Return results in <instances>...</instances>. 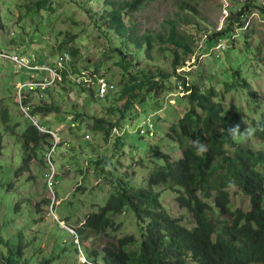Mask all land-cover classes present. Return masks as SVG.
Returning a JSON list of instances; mask_svg holds the SVG:
<instances>
[{
    "label": "rangeland",
    "instance_id": "rangeland-1",
    "mask_svg": "<svg viewBox=\"0 0 264 264\" xmlns=\"http://www.w3.org/2000/svg\"><path fill=\"white\" fill-rule=\"evenodd\" d=\"M107 1L0 0V48H12L16 49L18 54L21 53V65L0 60V113L8 108L12 117L9 125L11 132L4 135L3 151L0 153V189L3 187L0 190V237L4 235L5 240L10 237L13 242L16 235L19 234L20 239L22 235L24 257L29 259L30 264H40L43 259L54 260L52 264L83 263L79 249L76 255L74 246L77 247L78 240L73 237V233L87 216L99 211L98 208L116 189L113 183L100 182V173L94 172L97 159L115 156L117 174L128 173L134 184L147 187L148 170L151 171L156 165L153 161L163 162L161 157H152L153 155H170L173 160L182 156L178 144L166 138V133L172 125L190 108L184 98L183 88L180 90L183 86L179 78L165 83L167 91L161 95L159 102L153 100V96L140 95L133 108L126 113L125 120L121 119V111H118L121 107L117 106L114 113L109 112L108 107L113 103L114 94L105 101H99L89 92L82 93L80 89L71 88L68 82L53 88L52 91L59 111L38 118L41 125L57 130L65 140L73 143L70 147L58 149L54 156L56 172L64 177H59L60 184L55 189V209L45 202L53 199L52 191L46 187L48 168L34 162L30 166V172L15 176V170L22 165L19 160L22 158V152L19 154L16 143H22V133L31 123V119L29 120L19 108L17 95L20 98L24 96L22 83H26L28 76L33 78L40 75L32 66L39 62V65L35 66L36 69H39V72H47L46 81L52 80L55 77L53 71L58 67L59 48L67 41L79 50L77 57L71 60H74L77 69L85 71L86 76H90L91 72L100 66L97 77H106L117 87V91L121 89L119 85L127 81V72L117 65L121 61L120 56L111 50L120 46L123 36H104L101 32L103 28L100 30L98 25L94 24V20H97L102 25L101 17L110 10ZM124 1L129 0H116L119 3ZM251 1L255 6L251 5L250 0H152L140 11L126 15L124 22L128 26H135L137 35L150 33L154 36L152 51L139 55L138 61L131 59L136 68L130 71L155 74L159 71L173 72V57L164 51L172 46L164 43L160 37L169 33L166 21L179 12L181 4L189 3L199 12L200 28L203 30L180 28L184 31L185 38L191 42L194 53L186 57L184 67H180L179 71L182 73L184 70L183 74L187 73L186 80L192 85L199 84L204 89L212 86L216 89L226 113L243 114L251 127L254 120L264 115V13L259 9L264 6V0ZM245 2L250 4V8L246 9L240 19L245 23V27L235 22L231 38H223L224 42H218L219 38L209 41L210 36L224 29L228 18L243 10ZM66 46L69 45L64 47ZM130 51L135 56L138 53L136 46H131ZM20 66L29 69L19 70ZM82 77L77 83L85 81ZM233 83L240 86L227 92L228 85ZM50 99L46 102H50ZM35 100L43 99L36 96ZM31 105L35 106L37 102H32ZM155 108H160L161 112H155ZM78 113L119 124L128 123L130 115L133 117L140 114L141 117L132 125V132L125 134L124 138L117 136V139L112 138L108 142L103 133H93L87 129L91 120L82 124V131L69 130V125ZM145 118L156 122L155 138H142L134 132ZM1 124L0 120V130ZM77 132L79 134H76ZM12 133L17 136H12ZM84 134L90 135L88 142L83 141ZM255 143L258 141L253 142L254 146ZM72 147H75L74 154H87L85 159L79 158L81 160L78 169L82 172L74 171L69 166L75 165L73 155L70 154ZM157 147L160 148L157 150ZM262 148L264 145H261ZM141 162L149 165L148 170L143 168L146 165ZM81 184L82 190L79 191L77 185ZM161 189L164 194L162 200L170 213L176 218L186 216L187 225L193 227V216L186 209L179 207L176 194L163 190L164 187L159 191ZM232 194L236 207L248 205L242 190L234 189ZM16 205H19L17 211ZM57 219L61 223H58ZM133 219L135 217L128 214L115 216V223L121 222L119 232H107L109 238L98 235L99 238L88 241L84 246L89 251H100L106 242L112 239L118 240L138 233ZM67 228L70 234L65 231ZM8 248L9 246L4 245L0 249L8 251ZM2 261L3 256L0 254V264H3Z\"/></svg>",
    "mask_w": 264,
    "mask_h": 264
},
{
    "label": "trees",
    "instance_id": "trees-1",
    "mask_svg": "<svg viewBox=\"0 0 264 264\" xmlns=\"http://www.w3.org/2000/svg\"><path fill=\"white\" fill-rule=\"evenodd\" d=\"M151 1L129 0L119 3L116 0H108L106 3L110 10L101 17L102 25L94 20L100 30L103 28L101 32L104 36H123L120 46L111 50L120 56L121 61L117 65L127 72V81L119 85V91L113 93V103L111 102L108 108L109 112L114 113L117 106L121 107L118 111H121V119H124L140 95L153 96V100L159 102L161 95L167 91L165 83L178 77L182 80L185 92L190 91V94L184 95L190 108L172 125L166 133V138L178 144L182 157L173 160L170 155H153L152 157H161L163 162L153 161L156 165L149 173L147 187H136L127 178L124 179L123 174H117L115 156L98 159V173L103 176L105 183H113L116 189L97 213L86 217L77 234L83 239L85 233L89 232L99 235L112 229V232L117 233L120 231V225L115 223L114 217L131 214L135 217L137 228L139 226L141 229V237L128 235L115 242H109L101 254L93 251L90 255L93 264H264V150L257 151L252 147L253 140L264 142V117L260 121H254L251 128L243 114L226 113L220 95L212 86L206 89L199 84L187 86V73L177 75L176 69L182 67L186 57L194 53L191 42L185 38V33L180 28L203 30L200 28L199 12L189 3L181 4L179 12L166 21L169 33L160 37L164 43L172 46L164 51L173 57V72L159 71L155 74L130 71L136 68L132 61H138L139 55L152 51L154 36L150 33L137 35L136 27L128 26L124 17L140 11ZM252 2L250 0L251 5L255 6ZM247 8H250L249 2L243 3V10L228 18L224 29L210 36L209 41L231 38L235 22L245 27V23L240 19ZM259 9L264 13V6ZM65 45L69 46L64 47ZM131 46L137 47L136 56L130 51ZM59 52L69 54L72 58L79 54V50L67 41L62 43ZM99 70L100 66L95 68V72ZM79 72L73 62L63 71V81L66 83L69 74ZM70 85L75 88L72 83ZM239 86L237 83L229 84L227 92ZM78 88L82 93L89 92L92 97L95 96L92 88ZM52 91L47 90L45 99L40 101L35 100L38 95L34 92L25 94L24 104L32 115L41 114L47 117L59 111ZM49 98L50 102L47 103ZM32 102H37V105L32 107ZM154 110L161 112L160 108ZM0 120L2 153L4 135L11 132L9 125L12 117L8 108L0 113ZM87 120L92 121L87 129L93 133H103L105 139L110 137L112 128L119 125L118 122L87 117L84 113L74 116V121L79 123L81 131L82 124ZM236 124L240 125L241 131L245 127L250 129L251 135L230 136L226 129ZM69 129L73 132L78 130ZM12 136L17 135L12 133ZM197 138L208 147V151L203 155H197L191 147ZM52 140V135L42 133L30 123L22 133V143H16L19 154L22 152V158L19 159L22 165L15 170V176L30 172V166L34 162L48 168L44 159ZM158 148L160 147H157V150ZM74 163L77 164V160ZM141 163L145 164V167L149 166L145 162ZM237 185H241L250 196V211L232 209L233 201L228 189ZM10 186L12 187V184ZM161 187L178 193L186 188V195L179 198V201L197 218L198 227L194 231L181 225L179 220L168 213L162 202L161 192L158 191ZM45 202L50 203L48 200ZM17 209L19 205H16L15 211ZM222 215L230 219L223 220ZM3 237H0V248L4 245L9 248L8 251L0 249L2 263L30 264L29 259L24 257L25 246L21 241L23 236L21 235L20 239L19 234L16 235L13 242L10 237L6 240ZM52 261L45 259L40 264H51Z\"/></svg>",
    "mask_w": 264,
    "mask_h": 264
},
{
    "label": "clouds",
    "instance_id": "clouds-1",
    "mask_svg": "<svg viewBox=\"0 0 264 264\" xmlns=\"http://www.w3.org/2000/svg\"><path fill=\"white\" fill-rule=\"evenodd\" d=\"M222 30V29H221ZM220 30V31H221ZM232 37V36H231ZM13 41H14V39H13ZM218 42H224L223 41V39H219L218 40ZM0 54H2L1 56H0V60H6V61H8V62H12L13 64H20L21 65V60H20V58H19V55L21 56V53L20 54H18V52H17V50L16 49H14V50H12V48H0ZM71 56L69 55V54H64V53H60L58 56H57V59L59 60L57 63H58V67L54 70L55 72H56V74H57V76L56 77H54L52 80H50V81H46V78H45V74L47 73V72H39V69H36L37 67H35V66H38L39 65V62H37L36 64H35V66H32V67H34L33 69H35V71H38V74H40L38 77H30V76H28L27 77V81H26V83H22L23 85L22 86H24V91H23V93H24V96H25V94L27 93V92H34V93H36L38 96H40L42 99H45V93H46V91L47 90H49V89H52L53 90V88H57V87H59V86H61V85H63V84H67L68 82L69 83H72L74 86H75V89H79L78 87H83V88H85V89H90V88H92L94 91H95V93H94V95L95 96H93V98H95L96 100H99V101H105L109 96H110V94H113V93H115V92H117V87L114 85V84H112L106 77H101V78H98L97 77V74H99V72H95V71H93V72H91V75L90 76H86L85 74H84V72L85 71H80L79 73H77V74H69V76H68V78H67V82L65 83L64 81H63V71H65L66 70V67L68 68V66H71L72 64H73V62H74V60L72 59L71 60ZM71 60V61H70ZM184 67V66H183ZM22 69H26V70H28L27 68H25V67H23V66H20V69L19 70H22ZM47 69H49V68H47ZM179 69L180 68H178V69H176V73H177V75H182L183 74V72H185L184 70L182 71V73H181V71H179ZM47 71H52V70H47ZM187 72H189V71H187ZM27 76V75H26ZM82 76H86V77H82ZM80 77H82V78H84V82L83 83H77L78 82V79L80 78ZM175 79H178V77H175ZM186 79H187V76H186ZM101 80H104L107 84H108V88L106 89V92L102 95V93H101V87H100V81ZM187 86H189L190 85V82L189 81H187ZM57 84H58V86H57ZM57 86V87H56ZM78 86V87H77ZM183 86V85H182ZM70 87H71V85H70ZM181 89L180 90H182V88H183V92H184V95H186V94H190V91H188V92H185V88L184 87H180ZM18 96V105H19V108L21 109V111H22V113L25 115H27L28 116V119L30 120V122L34 125V126H36L42 133H48V134H50V135H52V137H53V140H52V145H51V147H49L48 148V151H47V153H46V155H45V161H46V159H47V163H48V173L46 174V187L48 188V189H50L51 191H52V193H53V202H52V200L51 199H49L48 201L50 202L49 204H51L52 205V209L54 210L55 209V201L57 200V192H56V188H57V186L60 184V182H59V177H63L61 174H59V173H57L56 172V169H55V162H54V156L57 154V151H58V149H61V148H63V147H70V146H72L73 145V143L70 141V140H65L62 136H61V134L59 133V132H57V130H53V129H51V128H48V127H46L45 125H41L40 124V122L38 121V118L39 117H41V116H43V115H41V114H35V115H32V112L30 111V109L28 108V106L27 105H25L24 104V96L22 97L21 96V98H20V96L19 95H17ZM21 101V102H20ZM33 107V106H32ZM25 111V112H24ZM136 112V111H135ZM156 112V111H155ZM131 116V115H130ZM129 116V120H128V123H120L119 125H115L113 128H112V131L110 132V137L107 139L108 140V142L112 139V138H115V139H117V136L119 137V138H124V135L125 134H128V132H132V130H131V127H132V125H134V124H136L138 121H139V119H140V114H139V116H133V117H130ZM44 117V116H43ZM263 117H264V115H263ZM263 117H261V118H258V119H256L257 121H260V120H262V118ZM245 118V117H244ZM125 120V119H124ZM124 120H122V122L124 121ZM256 120H254V121H256ZM253 121V122H254ZM116 123V122H115ZM247 123V122H246ZM155 124H156V122L154 123V121L152 120V119H144L142 122H141V124H139L138 126H137V128L134 130V132L135 133H137V135H139L140 137H142V138H150V139H152V138H155L156 137V132L154 131V127H155ZM248 124V123H247ZM253 127V124H252V126H251V128ZM69 128H73V129H75V130H77L78 128H79V123L78 122H72L70 125H69ZM70 130V129H69ZM78 130H80V128L78 129ZM77 130V131H78ZM226 131L228 132V134L230 135V136H232V137H236V136H238V135H241V134H244V135H251V130L250 129H248L247 127H245L244 128V130L243 131H241V128H240V125L239 124H236V125H234V126H230V127H228L227 129H226ZM105 139V138H104ZM88 140H90V135L89 134H84V136H83V141L84 142H88ZM254 141H257V140H253V142ZM116 143H118V141L116 142ZM260 143V144H259ZM119 144V143H118ZM261 145L263 146L264 145V142L263 143H261L260 141H258V143H255V146H254V144L252 143V147L254 148V149H256L257 151H260V150H264V148H262L261 149ZM191 147L194 149V151H195V153L197 154V155H203V154H205L207 151H208V147H207V145L205 144V143H202L198 138L197 139H195L193 142H192V145H191ZM73 149L71 150V152H70V154H72L73 155V160L75 161V160H77V164L75 163V165L74 166H71L70 164H69V166L70 167H72V170H76V171H81L82 172V170L81 169H78L79 168V160H81V159H79L80 157H82L83 159H85L86 158V156H87V154H84V155H82V152H79V153H77V154H74V151H75V147H72ZM182 154V153H181ZM182 157V156H181ZM98 160V159H97ZM175 160V159H174ZM97 162V161H96ZM140 162V161H139ZM87 165H89V162L87 161ZM94 168H95V170H94V172L96 171V172H98V169H99V166H97L96 165V163H95V166H94ZM144 169H147L148 170V168H149V166H147V167H143ZM149 173H150V171L148 170V176H149ZM86 174V173H85ZM123 174V173H122ZM127 174V175H126ZM87 175V174H86ZM101 175V174H100ZM103 176H101V178H99V180H100V182L103 184L104 183V181H103V178H102ZM124 179L125 178H127L129 181H130V183L131 184H133L134 186H136V187H144L143 185H136V184H134L133 182H132V180L130 179V177H128V173H125V174H123V176H122ZM64 178V177H63ZM53 181V182H52ZM50 182H51V184H50ZM147 183H148V179H147ZM147 186H148V184H147ZM162 188V187H161ZM77 189L80 191V190H82V184L81 185H77ZM158 189H160V188H158ZM234 189H238V190H242V192H243V194H245V197H244V199H245V203H248V205H243V207H236V204H235V201L233 200V194H232V190H234ZM163 190H170V191H172L173 193H175L176 194V201H177V203H178V205H179V207L180 208H182V209H186L192 216H193V227H190V226H188L187 225V217L186 216H183V217H181V218H176L175 216H173L171 213H170V211L166 208V210L168 211V213L170 214V215H172V217L173 218H175V219H177V220H179L180 221V224L181 225H183L184 227H186V228H188L190 231H194L197 227H198V222H197V218L194 216V214L191 212V210L190 209H188V208H186V207H184V206H182V204L180 203V201H179V198H182L183 196H185L186 195V192H187V190H186V188L184 189H182L181 190V192L180 193H178V192H175V191H173L172 189H170V188H165L164 187V189ZM229 190V192H230V194H231V199H232V201H233V206H232V209L235 211V210H238V209H244V210H246V211H250L251 210V198H250V196L244 191V189L242 188V186L241 185H237V186H233V187H231V188H229L228 189ZM55 191V192H54ZM159 191V190H158ZM161 196L163 197L164 196V194H162L163 193V191H162V189H161ZM110 197V196H109ZM109 197H108V199H109ZM108 199H107V201H108ZM107 201H105V203L107 202ZM162 202H163V200H162ZM48 203V202H47ZM104 203V204H105ZM104 204H102L101 206H103ZM163 204H164V202H163ZM100 206V207H101ZM165 206V205H164ZM99 207V208H100ZM98 208V209H99ZM97 213V212H96ZM127 215V214H126ZM128 215H131V214H128ZM123 216V215H122ZM132 216V215H131ZM118 217V216H117ZM133 217V216H132ZM222 218H223V220H229L230 219V217H227V216H223L222 215ZM134 220V219H133ZM57 221H58V223H61V221L59 220V219H57ZM135 221V220H134ZM121 223V222H120ZM120 223H116L117 225H120ZM84 224V222L82 223V225ZM82 225L78 228V229H80L81 227H82ZM121 225H120V230H121ZM135 227H136V232H138V233H133V234H131V235H136L137 237H141V229H139V226H138V228H137V224H136V222H135ZM74 229V228H73ZM78 229H75L76 231H74V235H73V237H75V239H77L78 240V242H77V247L76 246H74L75 248H76V255H77V249H79L80 250V252H81V254H82V256H83V263H81V264H93L92 263V261H93V259L91 260V253L93 252V251H96L97 253H102V249L109 243V242H115V241H117V240H114V239H112L111 241H109V242H106V244H105V246H103L102 248H101V250L100 251H97V250H95V249H93V250H87L86 249V246H84L88 241H90V240H92V239H94V238H99L98 237V235H93V233H85V237L82 239L81 237H79L78 236V232H77V230ZM62 230H64V229H62ZM66 232H68V231H70L68 228L65 230ZM109 231H112V229H109V230H107L106 231V233H100L99 235H102V236H104V237H110L108 234H107V232H109ZM69 234H70V232H68ZM88 234H92L93 236H89ZM89 239V240H88ZM72 240H73V238H72ZM54 257V256H53ZM43 260H45V259H43ZM43 260L41 261V262H43ZM85 260V261H84ZM54 262V260L52 261V263ZM51 263V264H52ZM254 264H260V263H254Z\"/></svg>",
    "mask_w": 264,
    "mask_h": 264
},
{
    "label": "built area",
    "instance_id": "built-area-1",
    "mask_svg": "<svg viewBox=\"0 0 264 264\" xmlns=\"http://www.w3.org/2000/svg\"><path fill=\"white\" fill-rule=\"evenodd\" d=\"M2 54H0V56H1ZM53 73H54V75H55V77L57 76V74H56V72L55 71H53ZM100 87H101V93H102V95L106 92V89L108 88V84L104 81V80H101L100 81ZM53 182V181H52ZM50 184H51V182H50Z\"/></svg>",
    "mask_w": 264,
    "mask_h": 264
}]
</instances>
